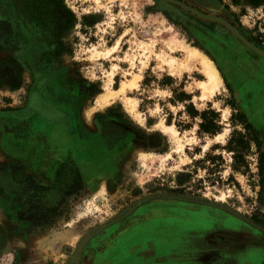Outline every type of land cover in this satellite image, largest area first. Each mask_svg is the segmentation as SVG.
<instances>
[{"label":"rangeland","instance_id":"rangeland-1","mask_svg":"<svg viewBox=\"0 0 264 264\" xmlns=\"http://www.w3.org/2000/svg\"><path fill=\"white\" fill-rule=\"evenodd\" d=\"M183 1L227 19L264 50V3ZM70 14L76 20L66 28ZM221 26L163 0H0V264H122L117 243L123 245L121 238L156 208L182 217L204 211L211 218L203 226L172 224L161 235L127 240L138 257L249 264L251 247L264 245V173L258 174L256 153L247 155L246 173L233 171L224 145L234 128L242 130L231 123L235 99V112L258 131L264 151V116L245 105L264 110V81L245 100L235 83L256 72L264 78V57ZM189 47L219 71V85L209 95L202 96L207 77L201 65L187 64ZM29 53L53 73L50 89L70 99L65 128L32 115V74L22 58ZM123 82V93L99 99ZM52 93L46 94L65 103ZM189 103L216 111L220 131L199 134L200 118L189 115ZM51 134L59 141L53 152ZM209 153L220 156L215 165L207 161ZM148 195L158 197L139 202ZM63 229L78 238L44 246Z\"/></svg>","mask_w":264,"mask_h":264},{"label":"flooded vegetation","instance_id":"flooded-vegetation-1","mask_svg":"<svg viewBox=\"0 0 264 264\" xmlns=\"http://www.w3.org/2000/svg\"><path fill=\"white\" fill-rule=\"evenodd\" d=\"M181 1H183V0H181ZM183 2L186 3L185 1H183ZM186 4H188V3H186ZM188 5H190V4H188ZM196 9L199 10V11H202V10H200L198 8H196ZM204 13H207V12H204ZM208 14H210V13H208ZM213 15L219 16L217 14H213ZM219 17H221V16H219ZM221 18H223V17H221ZM223 19H225V18H223ZM225 20H227V19H225ZM228 22H230V21H228ZM219 24L222 25L221 23H219ZM221 27L226 28L225 25L224 26L222 25ZM226 29H228V28H226ZM243 36L245 38H247L245 35H243ZM249 41H251V40H249ZM22 58H23V61L26 62V64L28 65V67H29V69L31 71V74H32V82L30 84V89H29L30 92H29V96H28V103H29V105L35 106V107H33L34 109H32V112H33L32 115L35 114V115H38L41 118L50 119L51 120V123L50 124L56 123L60 127L63 126L65 128V120H64L63 117L70 115V112L67 111L66 109H63L60 105H66L67 104L66 101H65V103H63V102H60L57 99H54V97L45 94V89L48 86H50L53 83V81H54V75H53V73L51 72V70H49V68H46V67H44V65H42V62H41L42 60H41V57L39 55H37V56L35 55L34 56V55H32V53L31 54L29 53V54L22 55ZM262 73L263 72H256V74L253 73L252 75H255V78L254 79H251V80L245 79L242 76H239L237 78L235 77V83H236L237 93L240 94V95H242L244 93V97H245L244 100L247 99V98H250V97L251 98L255 97L256 92L258 91V86L264 81V78L262 77ZM47 78H49V79H47ZM50 90H51L50 93H52L53 92L52 91L53 89H50ZM57 93H60V94L59 95H56ZM52 94L55 95L56 97L57 96L61 97V96H64L65 95L60 90H58V92L57 91H54ZM61 98L64 99L63 97H61ZM234 102H235V99H234ZM235 104H236V102H235ZM252 104L249 105V103H247L246 100H245V105L250 110H253L254 112H257V114L259 116H262V114L264 116V110L261 107V105L259 106V105H256L255 104L257 106L256 107L254 105V102H252ZM69 105L70 106H68V105H66V106H68V108L72 107L71 106V102H70ZM236 106H237V104H236ZM24 118L25 119H28V117H24ZM51 128H53V127H51ZM41 134H40V138L43 137ZM53 137L54 136H52V134H51V136H48L47 139L48 140H51ZM260 246H264V245H260ZM253 248H256V247H254V246L251 247V252L253 251L252 250ZM228 260L230 261V259H228ZM251 260H252V258L249 259V262ZM215 262H216L215 264H224V263L227 262V260H224V259H221V258H216L215 259ZM211 263H213V262H211Z\"/></svg>","mask_w":264,"mask_h":264},{"label":"trees","instance_id":"trees-1","mask_svg":"<svg viewBox=\"0 0 264 264\" xmlns=\"http://www.w3.org/2000/svg\"><path fill=\"white\" fill-rule=\"evenodd\" d=\"M233 2H238L239 0H232ZM246 3L257 6L264 3V0H244ZM70 24L66 27L69 28L74 25L75 17L73 14H70ZM84 23V22H83ZM187 96V95H186ZM232 110L234 111L231 115V123L233 127L240 125L242 130L234 128L227 142L224 145V149L228 152H231L232 163L231 169L235 172L246 173L248 171V161L246 159L247 155L256 153L258 155L257 168L258 174L261 176L264 173V151L262 150L263 140L260 137L258 131L252 126V124L247 120L245 114L241 111H236V104L234 101L231 102ZM187 111L191 117L199 116L200 122H198V133L199 134H208L213 136L217 134L221 126L218 124V113L213 109H204L198 111L194 106L189 103L187 105ZM219 147L217 144L212 145L211 148ZM217 158H220L219 155L215 154H206V159L208 162H212V165L216 164ZM260 180L263 181V178ZM182 180H179L181 183Z\"/></svg>","mask_w":264,"mask_h":264},{"label":"crops","instance_id":"crops-1","mask_svg":"<svg viewBox=\"0 0 264 264\" xmlns=\"http://www.w3.org/2000/svg\"><path fill=\"white\" fill-rule=\"evenodd\" d=\"M47 92H50L49 86L45 89V94ZM61 97H63L65 99V101L67 103L66 105L70 106L69 105L70 104L69 97H67L66 95L61 96ZM66 105H60V106L63 109H66L67 111L70 112L71 107L68 108V106H66ZM1 123H4V121L2 119H0V124ZM52 124L53 125L51 127H53V128L58 129L60 127L56 123H52ZM259 125L261 126V128L264 127V120H262V122H259ZM3 138H4V135L0 134V140H2ZM50 141H52V145H51L52 149L50 152H53L54 148L56 147V145H58L59 141L57 139H53V138ZM39 145H41V148H42V150H41L42 152L40 154L43 155L44 154L43 137H41L39 139V141L37 142V146H39ZM47 146H49V145L47 144ZM6 154L7 153L5 152V154H4L5 157H8V158L12 157L13 159H15L17 161H20L19 155L12 156L11 154L10 155H8V154L6 155ZM11 161H14V160H11ZM40 170L42 171L43 167ZM155 210H158V211L153 210V212L147 213L145 216H143L140 219L138 224H136V225L134 224L135 226L134 225L132 226V230L130 231V233L127 237L123 236L121 238L123 245L120 246V244L118 242L119 240L117 241L118 243H117V247H116V256L119 257L118 259H122V261H123L122 264H176V263H173L172 255H169L168 258H164L162 261L159 257H156V255H153L151 257H147L146 259H144L142 257H138V254H140V253L134 252V249L128 248L129 247V246H127L128 242H126V241L129 239H131L132 241H135L136 239H139L140 235H143L142 233H145V232H146V234L151 235L152 232L154 234V231H155V233L159 232V234H160L161 230L164 231L166 228H169V230H171L172 224H178V225L191 224V225L203 226V224H205L204 222H209V219L211 218V217L209 218L208 213L204 212V211H193L189 214V216L182 217L179 214H175V215L167 214L166 212L162 211L163 209L160 210V208H156ZM171 221H175V222L172 223ZM160 235L157 236V239H159V240L161 239L162 241H166L167 238L166 237L160 238L159 237ZM133 246L134 245H132V248H133ZM131 250L133 253L129 254V252ZM169 254H171L170 249H169ZM144 257H146V256H144ZM251 258H252V260L249 262V264H259L264 258V246H260L259 248H257V247L254 248L253 251L251 252L250 259ZM150 259H151V261H150ZM234 263L235 262L232 261L229 264H234ZM244 264H246V263H244Z\"/></svg>","mask_w":264,"mask_h":264},{"label":"bare ground","instance_id":"bare-ground-1","mask_svg":"<svg viewBox=\"0 0 264 264\" xmlns=\"http://www.w3.org/2000/svg\"><path fill=\"white\" fill-rule=\"evenodd\" d=\"M210 14H212V13H210ZM118 43H119V39L116 41L115 45H113L111 48L107 49V51L105 53L109 54L110 52H112ZM96 53L101 54L100 51H96ZM187 55H188L187 56V64H189L193 61L198 62L202 67L203 73L207 77V81L204 82V84L202 85V89H203L202 90V96L209 95V94H211V92L213 93L214 89L217 88V86L219 85V82H220L218 69L215 67L213 62L208 58V56H206L204 53H202L201 51H199L196 48H191V47L187 48ZM136 76H138V75H136ZM136 76L132 80L133 83H135ZM209 86H211V87H209ZM125 88H126V84L123 82L118 89H113V90L108 89L107 92L101 93L99 96V99L101 101L108 100L109 98L115 97L118 94L123 93ZM170 128H172V127H170ZM104 183H105L104 180L101 181L100 187H104L105 186ZM73 233L74 232L70 229H63V230L55 231L52 238H48L45 240L44 246H48V247L53 248V246L57 240L58 241H66L69 238L72 239V241H75L78 238V236L73 234ZM41 243H43V241H41Z\"/></svg>","mask_w":264,"mask_h":264},{"label":"water","instance_id":"water-1","mask_svg":"<svg viewBox=\"0 0 264 264\" xmlns=\"http://www.w3.org/2000/svg\"><path fill=\"white\" fill-rule=\"evenodd\" d=\"M164 2L170 3V4H174L177 5L187 11H189L190 13L203 18V19H210V20H214L216 22H219L223 25H225L241 42H243L245 45H247L249 48H251L253 51H255L256 53H258L259 55H261L262 57H264V50L261 49L259 46H257L256 44H254L253 42L249 41L247 38H245L238 30L237 28H235V26H233L230 22H228L227 20L216 16V15H212V14H208V13H204L202 11L197 10L196 8L184 3L181 0H163ZM164 197L167 198H174L177 200H182V201H187V202H202L200 199L198 198H192V197H187V196H183V195H176V194H165L163 195ZM158 197L157 195H148L145 196L143 198H141L139 200V202H143L144 200L147 199H152V198H156Z\"/></svg>","mask_w":264,"mask_h":264}]
</instances>
